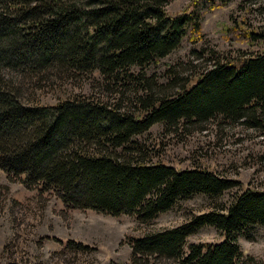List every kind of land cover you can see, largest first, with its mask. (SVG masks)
Instances as JSON below:
<instances>
[{"label":"trees","instance_id":"16d2710c","mask_svg":"<svg viewBox=\"0 0 264 264\" xmlns=\"http://www.w3.org/2000/svg\"><path fill=\"white\" fill-rule=\"evenodd\" d=\"M208 1L225 7L230 0ZM169 2L0 0V170L9 180L56 194L68 209L130 215L140 223L181 200L219 198L239 186L207 169L180 171L142 157L138 138L157 124L216 117L248 120L251 127L264 123V53L216 63L175 95L153 92L141 71L178 50L189 32L193 42L203 36L201 17H170ZM246 36L264 38L253 31ZM94 72L112 85L135 87V111L91 94L63 91L55 105L37 97ZM256 226H264V192L246 190L227 208L134 239L130 264H260L242 259L237 242ZM204 227H215L225 240L186 250L187 239Z\"/></svg>","mask_w":264,"mask_h":264},{"label":"rangeland","instance_id":"374dc122","mask_svg":"<svg viewBox=\"0 0 264 264\" xmlns=\"http://www.w3.org/2000/svg\"><path fill=\"white\" fill-rule=\"evenodd\" d=\"M166 9L170 17L199 15L203 36L193 42L189 32L178 50L141 71L158 96L175 95L216 63L236 64L264 53V38L246 36L250 31L264 35V1L230 0L225 7H215L208 0H170ZM125 87L112 85L94 72L62 84V91L47 88L37 97L43 104L55 105L65 97L63 91L91 94L96 100L120 104L123 111L133 112L139 103L137 90ZM138 145L148 164L180 171L207 169L238 181L239 186L219 198L197 195L181 200L156 220L140 223L130 215L113 217L94 210L68 209L56 194L28 190L0 170V264H130L134 239L227 208L246 190L264 192V123L251 127L248 120L216 117L203 124H157L138 138ZM224 240L215 227H204L187 239L186 250L191 244ZM237 242L242 259L252 257L264 264V226L252 228L250 238L241 235ZM78 245L84 249L78 250ZM154 264L165 263L156 260Z\"/></svg>","mask_w":264,"mask_h":264}]
</instances>
